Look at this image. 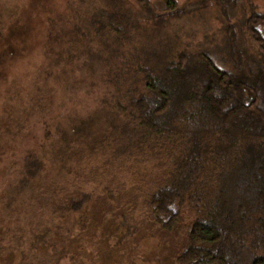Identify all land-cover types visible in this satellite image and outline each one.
<instances>
[{
  "label": "rangeland",
  "instance_id": "374dc122",
  "mask_svg": "<svg viewBox=\"0 0 264 264\" xmlns=\"http://www.w3.org/2000/svg\"><path fill=\"white\" fill-rule=\"evenodd\" d=\"M253 13L264 0H0V264H179L196 213L169 229L150 205L177 149L121 109L141 67L182 52L250 75ZM244 205L251 264L264 226Z\"/></svg>",
  "mask_w": 264,
  "mask_h": 264
},
{
  "label": "trees",
  "instance_id": "16d2710c",
  "mask_svg": "<svg viewBox=\"0 0 264 264\" xmlns=\"http://www.w3.org/2000/svg\"><path fill=\"white\" fill-rule=\"evenodd\" d=\"M165 2L176 7V0ZM247 26L258 61L248 67L253 75L264 71V13L249 16ZM235 59L239 71L218 66L206 52L143 66V89L131 92L121 109L135 132L171 140L177 149L150 205L154 219L169 229L188 210L196 213L179 264H243L250 237L244 204L253 205L264 226V151L250 140L264 144V82L261 75L246 76L242 60ZM88 200H75L73 210L83 211ZM251 264H264V253Z\"/></svg>",
  "mask_w": 264,
  "mask_h": 264
}]
</instances>
